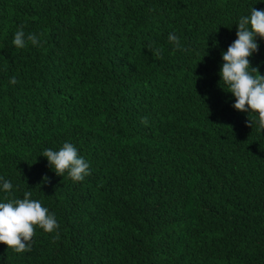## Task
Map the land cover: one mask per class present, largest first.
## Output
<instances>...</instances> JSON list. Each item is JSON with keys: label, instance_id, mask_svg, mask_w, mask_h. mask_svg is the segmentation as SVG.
<instances>
[{"label": "trees", "instance_id": "trees-1", "mask_svg": "<svg viewBox=\"0 0 264 264\" xmlns=\"http://www.w3.org/2000/svg\"><path fill=\"white\" fill-rule=\"evenodd\" d=\"M252 8L264 0H0V202L8 180L59 224L30 252L0 243V264H264V131L220 75ZM21 25L43 46L17 49ZM65 142L83 181L42 156Z\"/></svg>", "mask_w": 264, "mask_h": 264}, {"label": "clouds", "instance_id": "clouds-1", "mask_svg": "<svg viewBox=\"0 0 264 264\" xmlns=\"http://www.w3.org/2000/svg\"><path fill=\"white\" fill-rule=\"evenodd\" d=\"M237 36L238 39L222 54L224 63L220 72L221 82L235 96V109L258 115L257 121L249 120V126L255 123L258 125L257 131H264V75L260 74L258 67H251L249 60L258 51L256 37L264 38V11L252 8L250 15L241 16ZM168 40L176 49L182 50L180 38L175 33H170ZM12 43L17 49L25 48L29 43L32 46H43L40 36L35 33L26 34L23 25L17 28ZM148 50L155 57L162 58L161 49H154L149 44ZM9 83L15 85L18 81L13 76ZM142 122L147 123V118ZM42 156L48 159L57 175L64 176L67 172L74 182L83 181L90 175L89 163L78 155V149L72 143L65 142L58 151L45 149ZM12 188L10 181L3 180L2 189L6 195L5 202H0V243L6 244L8 249L16 253L30 252L37 227L45 233L56 232L53 240H58L59 233L56 230L59 224L55 214L43 207L39 200L31 199V191H25L22 199L10 198Z\"/></svg>", "mask_w": 264, "mask_h": 264}]
</instances>
